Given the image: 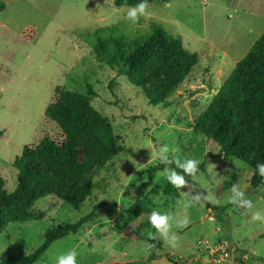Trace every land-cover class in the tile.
<instances>
[{
	"label": "rangeland",
	"instance_id": "1",
	"mask_svg": "<svg viewBox=\"0 0 264 264\" xmlns=\"http://www.w3.org/2000/svg\"><path fill=\"white\" fill-rule=\"evenodd\" d=\"M4 1L0 181H5L8 191L15 190L13 161L25 145H36L46 135L63 141L61 129L46 117L45 109L69 91L87 93L89 85L96 92L93 106L113 126L118 153L93 173V195L80 209L49 195L35 206L43 212L41 219L10 223L0 233V264L7 255L30 254L45 242L49 228L77 222L97 202L103 205L92 221L52 243L35 264H56L59 255L73 249L77 264H116L152 254L155 264H264V222L251 219L252 212L264 213V184L252 187L254 170L248 164L194 130L196 119L264 32V0H156L148 3V15L136 23L125 18L133 6H117L114 0ZM107 26L114 27L116 34H101L103 41H114L108 52L100 54L103 58L129 54L162 27L180 34L200 61L168 104L155 106L142 88L121 74L120 64L112 66L95 53L99 39L89 34ZM163 145L170 148L171 157L199 161L196 175L186 179L218 201L185 209L181 201L187 197L181 193L187 189H178V196L167 194L164 169L155 173L147 188L151 210L190 219L186 228L173 225L180 237L177 248L163 243L149 223L150 214L129 225L123 222L125 210L136 202L138 185L148 179L152 165L161 163L155 153ZM233 183L252 200L251 211L229 202ZM149 233L162 242V248L146 240L152 239Z\"/></svg>",
	"mask_w": 264,
	"mask_h": 264
},
{
	"label": "trees",
	"instance_id": "2",
	"mask_svg": "<svg viewBox=\"0 0 264 264\" xmlns=\"http://www.w3.org/2000/svg\"><path fill=\"white\" fill-rule=\"evenodd\" d=\"M154 1L147 0V3ZM114 3L134 7L140 0H114ZM6 8V2L0 0V12ZM106 33L116 34V29L107 26L89 34L99 39L95 53L112 66L120 64L121 74H125L130 83L142 88L149 102L155 106L167 105L170 95L200 61L198 53L184 45L180 34H173L162 27L129 54L123 53L120 58H103L100 54L108 52L114 42L100 39L101 34ZM94 96L96 92L89 85L87 93L69 91L60 95L58 102L47 106L45 115L58 124L63 141L46 135L36 145H25L22 153L14 159L13 167L17 170L15 190L8 191L5 181H0V233L10 223L41 219L43 212L36 211L35 206L49 195L57 196L76 209L92 197L93 173L101 170L118 153L113 126L109 118L93 106ZM194 130L248 164L254 170L252 187L264 184V177L256 171V164L264 163V32L248 54L236 63L206 110L196 119ZM165 167L160 163L149 168L148 179L137 187L135 204L125 210L124 224L129 225L151 214L147 188L154 181L155 173ZM164 185L167 194L176 193L178 196V189L168 180ZM102 205L97 202L91 213L75 223L49 228L42 245L28 255H7L1 264H35L52 243L70 233H78L91 222ZM146 240L162 248L158 239ZM155 260V256L151 255L147 259L116 264H154Z\"/></svg>",
	"mask_w": 264,
	"mask_h": 264
},
{
	"label": "clouds",
	"instance_id": "3",
	"mask_svg": "<svg viewBox=\"0 0 264 264\" xmlns=\"http://www.w3.org/2000/svg\"><path fill=\"white\" fill-rule=\"evenodd\" d=\"M147 9V0H140V3L128 9L125 18L136 23L140 17L148 15ZM169 153L170 148L167 145H163L156 150L155 157L164 165H175L174 168L165 167L164 173L168 182L173 187L177 189H187V191L181 193L182 196L187 197L186 200L181 201L182 206L187 209L196 204H200L202 201H206L209 205H216L218 201L212 194L195 189L191 182L186 179V177H193L196 175L199 170V161L195 159L180 160L171 157ZM176 169H180L181 171L178 172ZM256 171L261 177H264V163L258 162L256 164ZM230 192V203L246 211H251L254 208L252 200L246 197L245 192L241 190L237 184H232ZM251 219L253 222H264V213L260 211L252 212ZM149 223L159 234L164 244L171 248H177L179 246L180 237L177 231L174 230L173 225H175L176 229L186 228L190 223V219L187 215L172 216L153 210L149 216ZM148 235L152 239L155 238L151 233ZM146 247L150 249L153 246L146 245ZM77 255L78 253L74 249L69 250L57 257L56 264H77Z\"/></svg>",
	"mask_w": 264,
	"mask_h": 264
},
{
	"label": "built area",
	"instance_id": "4",
	"mask_svg": "<svg viewBox=\"0 0 264 264\" xmlns=\"http://www.w3.org/2000/svg\"><path fill=\"white\" fill-rule=\"evenodd\" d=\"M220 259L224 261L226 258L225 256H221Z\"/></svg>",
	"mask_w": 264,
	"mask_h": 264
},
{
	"label": "crops",
	"instance_id": "5",
	"mask_svg": "<svg viewBox=\"0 0 264 264\" xmlns=\"http://www.w3.org/2000/svg\"><path fill=\"white\" fill-rule=\"evenodd\" d=\"M225 55H226V54H225ZM226 63H227V62H226ZM223 84H224V83H223ZM223 84H222V85H223ZM222 85H221V86H222ZM219 89H220V88H219ZM219 89H218V90H219ZM152 255H153V254H152ZM150 256H151V255H150ZM154 264H155V263H154Z\"/></svg>",
	"mask_w": 264,
	"mask_h": 264
}]
</instances>
